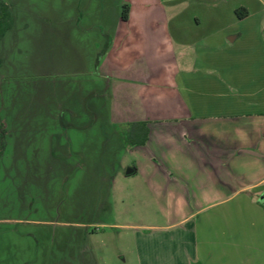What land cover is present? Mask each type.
Listing matches in <instances>:
<instances>
[{
  "label": "rangeland",
  "instance_id": "rangeland-1",
  "mask_svg": "<svg viewBox=\"0 0 264 264\" xmlns=\"http://www.w3.org/2000/svg\"><path fill=\"white\" fill-rule=\"evenodd\" d=\"M3 1L13 27L0 41V264H163L162 233L140 227L160 218L143 214L153 211L151 202L138 184L128 183V141L107 121L106 84L96 70V44L121 16L124 0ZM197 1L205 5L184 16L213 14L207 7L214 3V15L230 22L228 31L243 34L236 44L248 52L240 80H255L249 89H258L264 6ZM248 12L249 19L239 21ZM253 100L248 110L264 112V95ZM245 208L246 220L244 213L238 219L251 246L241 249L240 264H264V217ZM207 218L222 239L227 220ZM199 226L198 236L203 229L210 240L213 227Z\"/></svg>",
  "mask_w": 264,
  "mask_h": 264
},
{
  "label": "crops",
  "instance_id": "crops-1",
  "mask_svg": "<svg viewBox=\"0 0 264 264\" xmlns=\"http://www.w3.org/2000/svg\"><path fill=\"white\" fill-rule=\"evenodd\" d=\"M263 1L251 2L263 7ZM124 2L126 20L118 16L96 44L102 53L96 70L106 84L107 121L128 141V183L151 202L153 211L143 214L160 218L140 227L162 233L163 264H240L241 249L251 246L241 213L246 220L251 205L256 218L264 217L258 202L264 197V112L248 110L264 95V80L255 91L249 89L255 80H240L248 52L236 44L243 34L228 31L230 22L214 15V3L207 7L213 14L184 16L205 2ZM249 5L243 0L238 7ZM218 215L227 220L223 240L211 218L204 219ZM231 217L238 222H228ZM202 224L213 227L210 240L203 229L198 236Z\"/></svg>",
  "mask_w": 264,
  "mask_h": 264
},
{
  "label": "trees",
  "instance_id": "trees-1",
  "mask_svg": "<svg viewBox=\"0 0 264 264\" xmlns=\"http://www.w3.org/2000/svg\"><path fill=\"white\" fill-rule=\"evenodd\" d=\"M127 13H128V7L127 5H124L121 13V18L123 20H126ZM238 16L240 19H242L246 16V14L238 15ZM12 27H13V19L11 17L9 6L3 0H0V41L5 36V34L9 30H11ZM107 46H108V40L105 42L103 51L107 48ZM101 54L102 53L100 51L99 53H97L96 64ZM4 149H5V130L3 127V123L0 119V157L2 156Z\"/></svg>",
  "mask_w": 264,
  "mask_h": 264
},
{
  "label": "water",
  "instance_id": "water-1",
  "mask_svg": "<svg viewBox=\"0 0 264 264\" xmlns=\"http://www.w3.org/2000/svg\"><path fill=\"white\" fill-rule=\"evenodd\" d=\"M131 171H126V173H129ZM260 203H264V197H262L260 200H259Z\"/></svg>",
  "mask_w": 264,
  "mask_h": 264
}]
</instances>
